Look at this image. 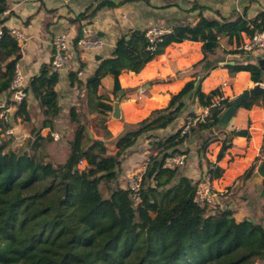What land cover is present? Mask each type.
<instances>
[{
  "label": "trees",
  "instance_id": "obj_1",
  "mask_svg": "<svg viewBox=\"0 0 264 264\" xmlns=\"http://www.w3.org/2000/svg\"><path fill=\"white\" fill-rule=\"evenodd\" d=\"M131 1L134 0H123L118 5ZM118 5L102 1L91 13H82L72 20L79 24L75 45L82 37L84 21L91 22L99 11ZM9 8L7 0H0V17ZM206 9L194 7L200 12ZM217 15L220 19L209 20L201 14L195 25H177L161 41L151 42L145 30H131L118 39L111 57L100 62L94 80L85 83L80 80L81 66L70 73L69 85L85 87L95 97L92 111L107 122L113 111L112 100L98 95L105 77L113 78L114 94H118L122 91L120 76L124 72L138 74L169 46L199 40L203 43L204 59L196 66L209 69L210 55L216 54L224 43L225 48L231 47L225 53L240 58L230 68L249 72L253 82L263 83L261 66L243 59L249 54L236 48L256 33L264 32V11L252 18L247 8L229 17ZM7 21V17L0 19V96L9 94V105L13 104L12 80L23 56L22 44L6 26ZM210 31L215 33V38L209 36ZM60 81V75L51 72V63L44 64L39 75L25 88L38 102L43 120L39 126L32 124L28 99L18 104L15 119L29 127L31 133L23 146L13 148V138L7 134L12 123L0 119V264H264V197L255 223L247 219L238 221L228 206L225 209L198 207L193 201L194 181L178 169L164 167L167 155L180 150L198 134H203L198 152L206 158L208 147L226 132L227 128L220 129L218 125L223 110L231 102L229 99L211 108L206 122L199 123L190 135L182 136L179 130L167 138L153 137L155 154L147 162L139 201L118 183L127 151L140 137L173 124L184 112L187 98H194L203 108L213 105L223 96L221 89L206 94L199 83L189 82L165 109L156 110L149 118L127 128L116 140L115 155H107L104 145L89 138L82 113L73 107L69 113V122L73 125L70 154L65 163L55 165L46 153L53 138L43 137L41 131L45 128L53 131L61 114L57 91ZM261 100V97H251L242 108L251 110L260 106ZM233 134L250 137L248 130ZM231 147L224 142L218 161ZM81 162L85 163L84 167H80ZM255 170L256 164L236 183L249 179ZM208 171L213 179L223 174L213 164ZM236 190L229 187L222 197L233 200L238 197Z\"/></svg>",
  "mask_w": 264,
  "mask_h": 264
},
{
  "label": "crops",
  "instance_id": "obj_2",
  "mask_svg": "<svg viewBox=\"0 0 264 264\" xmlns=\"http://www.w3.org/2000/svg\"><path fill=\"white\" fill-rule=\"evenodd\" d=\"M102 1L106 0H7L10 14L7 16L6 26L18 30L24 37L20 41L23 57L18 66L26 77V87L33 77L39 75L44 64L51 63L52 42L55 37L60 33L68 32L75 39L78 36L79 24L72 23V20L82 13H91ZM108 1L118 5L123 0ZM196 5L207 9L203 12L194 10ZM245 8L248 9V16L252 18L264 11V0H134L114 8H104L91 22L84 21L83 27L90 26L97 38L102 41L103 46L98 50L75 48L70 54V66L62 74L57 86L61 114L55 121L53 131L50 128L41 131L43 137L53 138L46 147L48 160L63 164L70 153L69 141L73 125L69 122V113L73 107H77L82 113L88 125L89 138L93 142L102 141L106 147V154L115 155L118 152L116 140L127 128L149 118L154 111L165 109L172 97L189 82L199 83L202 92L206 94L219 88L222 95L230 101L240 96L245 90L253 89L257 84L251 80L249 72H238L230 68L232 66L230 63L234 65V60L240 58L225 53V50H231V47L225 48L224 43L216 54L210 55L209 69L196 66L204 59L203 43L200 40L169 46L164 54L157 56L138 74L131 71L124 72L120 76L122 91L125 93L120 103V119H114L110 114L108 121L103 122L91 108L92 98L95 97L90 95L85 87L71 88L69 85L70 73L78 71L81 66L80 80L85 83L94 79L100 62L111 57L118 39L131 30L146 31L151 27L168 30L177 25H195L201 14L209 20H216L220 19L217 13L229 17L233 12L241 14ZM208 34L211 38H215L213 31ZM243 59L257 64L260 60L264 61V51L251 53ZM118 94H114L113 78L105 77L101 82L98 95L108 96L113 105ZM8 100L9 94L0 96V115L2 111H5L7 121L12 123L13 145L23 146L31 136L30 128L24 126L21 120L15 119L18 105H7ZM28 101L32 110V124L39 126L43 115L38 102L31 94L28 96ZM185 103L187 106L184 112L173 124L165 129H157L143 135L127 151L118 180L122 188H126L128 175L146 165L149 157L155 154L153 137L163 139L177 133L181 125V117L192 112L198 113L202 108L192 97L187 98ZM190 103L192 106L189 105ZM6 105L7 108L4 110ZM243 130H248L250 137L233 134L234 131ZM103 132L109 134V138H105ZM202 135L193 136L190 141L181 146L180 149L189 152L187 153L189 163L180 173L196 181L208 171L210 164L215 165L223 171V174L221 178H214L213 185L216 191L223 195L228 186L246 173L252 165L256 164L259 167L264 161V152L261 153L262 148L264 149V102L261 100L260 106H254L251 110L240 108L226 132L220 136V140L208 147L206 158L198 152ZM225 141L232 147L225 152L222 160L218 161V155ZM84 166L85 163L80 165V167ZM255 191H257L256 188H250L241 196L243 205L239 206L237 200L235 204L229 205L231 201L225 203V198L221 197L222 205L236 207L238 212L235 216L238 221L250 217L258 218L261 214L259 206L262 203H259L258 207L254 205Z\"/></svg>",
  "mask_w": 264,
  "mask_h": 264
},
{
  "label": "built area",
  "instance_id": "obj_3",
  "mask_svg": "<svg viewBox=\"0 0 264 264\" xmlns=\"http://www.w3.org/2000/svg\"><path fill=\"white\" fill-rule=\"evenodd\" d=\"M10 14V11L7 10L3 16L7 17ZM12 35L18 40H23V35L16 29L10 28ZM171 29L151 27L146 30V36L151 41H161V37L164 34L170 33ZM2 36V31L0 30V38ZM76 39V38H75ZM75 39L68 33L63 32L57 35L52 42L53 55L51 61V72L59 74L60 77L66 72L70 66V54L72 51L77 48L81 50H98L103 46V43L100 39L97 38L95 31L88 25H85L82 29V37L78 40L77 45H75ZM238 51L251 54L257 51H264V32L256 33L252 38L245 41L244 44L236 48ZM19 65V64H18ZM17 65L15 75L12 80L11 89L13 93L11 94V102L14 105L20 104L24 99H28L29 93L25 91L26 88V77L20 71L19 66ZM263 87V83H259ZM226 98L221 96L216 99L213 105L209 107H202L198 113L187 114L184 117H181V125L178 131H181L182 136L190 135L192 129L197 127L199 123H205L209 117L210 109L213 107L221 106L222 101ZM6 112L2 111L0 119L7 120ZM7 134L12 136L13 130L9 129ZM57 139V136H55ZM148 162V161H147ZM189 156L184 149L178 151H173L164 158V167L171 170H180L188 166ZM84 162H81L80 165H83ZM147 170L146 165L139 167L138 169L132 171L128 175L126 188L131 191L132 198L135 201H139L140 194L143 189V178ZM213 177L210 172H205L199 179L194 181L195 192L193 196L194 203L202 209H216L221 208L222 200L220 193L216 191L213 185Z\"/></svg>",
  "mask_w": 264,
  "mask_h": 264
},
{
  "label": "water",
  "instance_id": "obj_4",
  "mask_svg": "<svg viewBox=\"0 0 264 264\" xmlns=\"http://www.w3.org/2000/svg\"><path fill=\"white\" fill-rule=\"evenodd\" d=\"M97 59H100V57H97ZM233 65V63H230ZM258 66H261L262 70H264V61L260 60L257 63ZM94 80V79H92ZM124 91H121L117 95V98L115 99L113 103V111L111 113L112 118L114 119H120L121 117V109H120V103L122 100V97L124 95ZM251 97H261L262 101L264 102V87L261 84H257L253 89L245 90L240 96L232 100L229 104V106L223 110V115L219 121L218 127L220 129H226L230 126V123L232 119L237 114L238 110L242 108V105L244 102H246ZM232 139V137H230ZM97 143L103 145L102 141L95 140ZM248 184L251 186H254L258 192H260V196L264 197V161L261 162L259 167L255 170V172L251 175V177L248 180ZM252 222H256V219L253 217H250L247 219ZM263 221V219H261Z\"/></svg>",
  "mask_w": 264,
  "mask_h": 264
},
{
  "label": "rangeland",
  "instance_id": "obj_5",
  "mask_svg": "<svg viewBox=\"0 0 264 264\" xmlns=\"http://www.w3.org/2000/svg\"><path fill=\"white\" fill-rule=\"evenodd\" d=\"M190 106H192V103H190L189 104ZM191 110H192V108H190ZM190 109H188L189 110V112H192ZM193 113V112H192ZM103 135H104V137L105 138H107L106 137V133L105 132H103L102 133ZM72 135V134H71ZM71 137V136H70ZM192 138V137H191ZM191 138H190V140H191ZM189 140V141H190ZM20 147V146H19ZM13 148L14 149H17L18 147H16L15 146V144L13 145ZM70 151V150H69ZM186 153H189V152H187L186 151ZM70 154V153H69ZM69 156V155H68ZM68 158V157H67ZM53 164H57L55 161H51ZM65 163V162H64ZM185 169V168H184ZM184 169H180L179 171L180 172H183L184 171ZM256 169H257V165H256ZM238 179V178H237ZM237 179L230 185V186H228V188L229 187H233V189H235L236 190V188H237V198H234L233 200L232 199H228L227 198V200L225 199V203H227V202H230L231 201V203H229V205L230 204H235L234 202L237 200V203H238V205L240 206V205H243V203L241 202V200H240V198H241V196H243V194H245V193H247V191H248V189H252V188H255L254 186H251V185H249L248 184V180L249 179H247V180H245V181H243V182H240V183H236V181H237ZM227 188V189H228ZM226 189V190H227ZM103 192H104V194L105 195H107V192H106V190L103 188ZM254 192V191H253ZM226 193V192H225ZM255 200H256V202L254 203V205H259V203H262V201H263V199H261V196H260V192H258V191H255ZM254 201V200H253ZM229 205H222L221 206V208L222 209H225L226 208V206H229ZM238 206V207H239ZM231 209L234 211V216H235V214L238 212V210H237V208L236 207H231ZM235 218H236V216H235ZM262 219V218H261ZM257 264H261V263H257Z\"/></svg>",
  "mask_w": 264,
  "mask_h": 264
},
{
  "label": "clouds",
  "instance_id": "obj_6",
  "mask_svg": "<svg viewBox=\"0 0 264 264\" xmlns=\"http://www.w3.org/2000/svg\"><path fill=\"white\" fill-rule=\"evenodd\" d=\"M226 109V108H225Z\"/></svg>",
  "mask_w": 264,
  "mask_h": 264
}]
</instances>
